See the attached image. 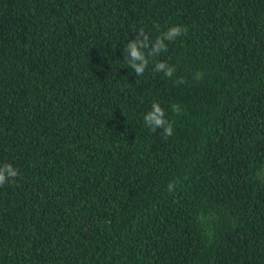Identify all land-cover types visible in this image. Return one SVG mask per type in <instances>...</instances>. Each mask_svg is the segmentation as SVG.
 Returning <instances> with one entry per match:
<instances>
[{"label": "trees", "instance_id": "16d2710c", "mask_svg": "<svg viewBox=\"0 0 264 264\" xmlns=\"http://www.w3.org/2000/svg\"><path fill=\"white\" fill-rule=\"evenodd\" d=\"M5 163L0 264H264V0H0Z\"/></svg>", "mask_w": 264, "mask_h": 264}, {"label": "clouds", "instance_id": "9594fccd", "mask_svg": "<svg viewBox=\"0 0 264 264\" xmlns=\"http://www.w3.org/2000/svg\"><path fill=\"white\" fill-rule=\"evenodd\" d=\"M186 32L187 29L185 27L173 25L158 35L155 40H150L149 35L141 28L137 33V39L124 46L127 52L124 58L127 59L129 67L134 70L135 74L141 76L149 67L150 58L154 59L161 52H167L168 43L175 41L178 37L186 34ZM166 41L168 43H165ZM153 71L162 72L166 77H172L175 69L165 61H155ZM195 78H202V73H197ZM143 120L145 125L153 132L157 129H163V134L166 139L173 135V123L166 118L165 110L158 102L154 101L152 103L151 110L143 116ZM18 175V169L13 167L12 164H3V166H0V186H4L10 181H15ZM173 190L174 184L169 183L168 191L172 192Z\"/></svg>", "mask_w": 264, "mask_h": 264}]
</instances>
